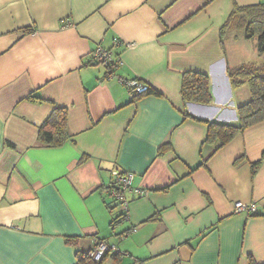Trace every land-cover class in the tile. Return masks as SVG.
<instances>
[{
	"label": "crops",
	"instance_id": "crops-1",
	"mask_svg": "<svg viewBox=\"0 0 264 264\" xmlns=\"http://www.w3.org/2000/svg\"><path fill=\"white\" fill-rule=\"evenodd\" d=\"M259 1L0 0V264H76L96 239L121 253L100 264H264V119L216 151L195 119L236 122L250 99L226 75L253 62L247 38L221 26ZM97 45L121 59L114 75ZM193 69L209 104L182 100ZM133 78L160 95L132 99L120 79ZM54 107L71 138L47 146L38 126ZM113 170L132 174L114 221Z\"/></svg>",
	"mask_w": 264,
	"mask_h": 264
},
{
	"label": "trees",
	"instance_id": "trees-1",
	"mask_svg": "<svg viewBox=\"0 0 264 264\" xmlns=\"http://www.w3.org/2000/svg\"><path fill=\"white\" fill-rule=\"evenodd\" d=\"M229 27L243 30L246 38L256 35L257 51L258 53L264 52V1L249 5L236 6L228 15L223 27L221 26L223 31ZM114 56L116 58L118 57L116 55ZM226 75L231 89L247 84L250 89V99L243 104L236 106V122L231 123L216 119L195 118L206 125V134L202 143L213 145V151H216L228 143L246 127L264 119V63L248 61L240 63L237 66L227 67ZM127 87L131 92L132 99H137L138 97L148 94L160 95L156 89L151 88L148 84L146 91L142 93L133 92L131 87ZM180 95L184 102H194L199 104L211 103L213 96L208 73L195 69L182 72ZM38 131L40 143L43 145L59 146L63 142L69 140L71 135L66 128V109L63 107H54L48 117L38 126ZM10 147H13L12 143H10ZM204 161H206V158L200 157V161L194 166V168L204 164ZM256 165L257 163L253 164L252 172H255ZM114 203L116 208L119 209L120 214L115 216L112 221L116 219H124L127 210H124L121 207V203L118 199L114 198ZM252 205L253 209H245L253 212L255 206L254 204ZM125 233H121L119 238ZM125 236L122 235L120 239H124ZM106 242L109 248L99 260H93L88 256V252H86L79 254L80 259H78L76 264H100L103 259L106 258H109L114 262L119 261L121 253L117 250L118 248L115 245L110 244L108 241ZM248 258V264H258L252 255H248Z\"/></svg>",
	"mask_w": 264,
	"mask_h": 264
},
{
	"label": "built area",
	"instance_id": "built-area-1",
	"mask_svg": "<svg viewBox=\"0 0 264 264\" xmlns=\"http://www.w3.org/2000/svg\"><path fill=\"white\" fill-rule=\"evenodd\" d=\"M91 56L95 61L105 66V68L109 71V76H111L113 74V71L122 63L119 57L116 58L115 56H113V53L110 49L102 47L100 45H97L94 49H92ZM120 80H122L127 86L131 87L133 89V92L142 93L147 89V84L137 79ZM112 175L114 181L112 186L108 189V192L113 199H118L121 203V207L126 210L128 201L125 197V191L131 183L132 174L129 172L122 174L113 170ZM234 207L237 211L245 208L249 210L253 209V205L251 203L244 204L242 202H236L234 204ZM108 248V244L105 240L97 239L94 241L93 246L88 252V255L94 260H99Z\"/></svg>",
	"mask_w": 264,
	"mask_h": 264
},
{
	"label": "rangeland",
	"instance_id": "rangeland-1",
	"mask_svg": "<svg viewBox=\"0 0 264 264\" xmlns=\"http://www.w3.org/2000/svg\"><path fill=\"white\" fill-rule=\"evenodd\" d=\"M262 1H264V0H262ZM240 33H242V31H238V34H240ZM228 37L229 36H226V40L228 39ZM256 43H257V37H256V35H254L250 38H247V42H245V44L241 45V46H242L244 52L247 51V59H249L253 62L264 63V52L258 53V51L256 50L255 54L250 53L253 48L257 47Z\"/></svg>",
	"mask_w": 264,
	"mask_h": 264
},
{
	"label": "clouds",
	"instance_id": "clouds-1",
	"mask_svg": "<svg viewBox=\"0 0 264 264\" xmlns=\"http://www.w3.org/2000/svg\"><path fill=\"white\" fill-rule=\"evenodd\" d=\"M142 82V81H141ZM146 84V83H145ZM111 175H112V173H111ZM113 176V175H112ZM113 181H114V179H113ZM112 184H113V182L111 183V185L107 188V193H108V195L110 196V194H109V192H108V189L112 186ZM131 186V183H130V185L128 186V188L126 189V191H125V197H126V192L128 191V190H130V187ZM134 190V189H133ZM134 191H136V192H139L140 190L139 189H135ZM111 197V196H110ZM112 198V197H111ZM113 199V198H112ZM114 200V199H113ZM126 200H127V198H126ZM128 201V200H127ZM128 204H129V202H128ZM127 208H128V205H127ZM127 210V209H126ZM97 240V239H96ZM95 241V240H94ZM94 243V242H93ZM93 243H92V246H93ZM91 246V247H92ZM91 247H90V249H91ZM89 249V250H90ZM89 250H88V252H89ZM89 256V255H88ZM90 257V256H89ZM94 260V259H93Z\"/></svg>",
	"mask_w": 264,
	"mask_h": 264
}]
</instances>
